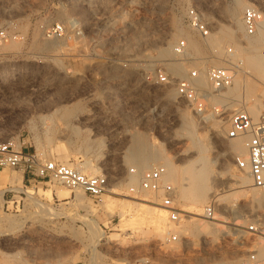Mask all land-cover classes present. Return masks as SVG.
<instances>
[{
	"label": "rangeland",
	"instance_id": "374dc122",
	"mask_svg": "<svg viewBox=\"0 0 264 264\" xmlns=\"http://www.w3.org/2000/svg\"><path fill=\"white\" fill-rule=\"evenodd\" d=\"M242 1L243 8L255 6L264 17V0ZM189 8L203 14L212 32L220 28L230 33L219 58L212 60L216 47L185 25ZM238 8L236 0H0V29L7 33L0 41V142L16 144L35 155L38 163L54 158L78 168L89 161L97 172H83L110 178L109 191L94 200L82 190L37 178L27 166H0V190L5 191L0 196V264L241 263L256 244L248 225L261 216L264 205L249 201L256 186L241 182L243 170L236 166L238 154L232 147L239 138H226L227 124L221 126L222 132L216 130L220 126L212 129L213 116L201 120L178 101L174 86L148 85L140 75L149 67L171 71L176 61L172 44L180 37H187L190 47L185 72L197 64H225L227 47L234 46L231 58L239 66L234 85L221 100L230 98L235 107L254 101L259 106L264 61L254 68L251 58L264 60V33L256 43L259 31L253 36L230 32L231 16L243 23L244 9ZM56 24L64 26V36L48 35ZM147 63L152 65L146 67ZM205 87H210L208 81ZM66 105L75 112L70 110L67 116ZM96 105L113 111L94 113ZM185 107L197 119L193 140L186 133L190 128L183 117ZM77 132L81 141L67 146V138ZM140 138L161 157L141 169L131 160L137 155L134 142ZM114 141L118 142L110 143ZM195 142L207 148L180 154L193 149ZM203 155L210 162L212 182L208 196L197 202L183 197L189 189L184 167ZM169 159L171 168L165 164ZM159 164L167 167L184 213L179 222H172L166 211L165 229L134 202L146 198L161 204L160 198L130 190L140 184L139 173H129L131 168L141 172ZM15 174H22L21 181L9 179ZM5 177L7 190L2 184ZM31 188L40 201L29 196ZM108 197L111 208L104 204ZM209 205L225 232H209ZM186 226L191 227L185 230Z\"/></svg>",
	"mask_w": 264,
	"mask_h": 264
},
{
	"label": "built area",
	"instance_id": "2783aa9c",
	"mask_svg": "<svg viewBox=\"0 0 264 264\" xmlns=\"http://www.w3.org/2000/svg\"><path fill=\"white\" fill-rule=\"evenodd\" d=\"M263 14L252 5L244 8L242 20L247 36L257 33L262 22ZM185 25L197 33L201 38L207 39L211 32L209 22L204 19L203 14L196 8H189L186 12ZM65 28L62 24L48 31L50 37H62ZM7 38L5 30L0 29V41ZM174 60L186 62L191 59L189 56V41L187 37H180L172 44ZM227 58L225 64L219 65H193L184 74L176 75L168 68H150L151 63L145 64L149 67L141 72L142 80L145 84L155 83L164 86H174L176 98L184 102L202 120L205 116H213L221 119L228 125L225 136L228 139L246 137L248 156H236L235 162L239 169H247L253 178L256 187L264 191V97L260 100V111L254 116L247 108L246 104L233 106L230 100L222 101L225 94L234 85L239 64L233 62L231 56L235 54L234 46L227 47ZM174 61V62H176ZM172 63V62H171ZM202 73L205 74L210 87H202L198 80ZM94 113H105L113 109L94 106ZM118 141L110 142L116 143ZM27 166L31 173L37 178L46 180H56L72 190H82L94 200L102 199V196L109 191L110 178L107 174L92 175L81 171L54 158L38 163L35 155L25 153L12 142H0V166L18 168ZM131 174L139 173V187L132 186L131 191L140 194L142 192H152L160 198L161 206L168 210L169 218L172 222H179L183 214L178 206L177 188L169 180L167 167L159 164L139 172L136 168H131ZM155 195V196H156ZM207 216L214 217L213 205L206 208ZM248 231L252 234L256 244L242 259L240 264H264V218L254 219L248 225ZM175 237V236H174Z\"/></svg>",
	"mask_w": 264,
	"mask_h": 264
},
{
	"label": "bare ground",
	"instance_id": "6f19581e",
	"mask_svg": "<svg viewBox=\"0 0 264 264\" xmlns=\"http://www.w3.org/2000/svg\"><path fill=\"white\" fill-rule=\"evenodd\" d=\"M236 3L240 7V9H241V7L243 8L244 3H243L242 0H236ZM235 7H237V6H235ZM233 11L234 10H232V12ZM204 19H205V17H204ZM230 21H231V25H230L231 26V29L229 30L230 32L234 33L235 35L238 34V33H240V32H242V33L245 32L244 24L241 22L240 19L235 18V16H231V20ZM258 31H259V33L261 35L258 34L259 36L257 35V38H255V42L256 43H259L260 42V40L262 38L260 36H262V34L264 33V17L262 19V22H261L259 28H258ZM229 35H230L229 32L222 31L220 28H219V30H217L215 32H211V34L207 38V40H208L209 44L211 43V44H213L216 47L215 48V52L216 53L214 55H212V58L213 59L210 56V58L212 60H215L217 57L219 58L220 46H221V44L223 42V39L225 38V36H229ZM165 52H167V51H165ZM263 61H264L263 59L261 60V59H259V57L257 55H255V56H253L251 58V65L254 68H260L261 65H262L261 63ZM184 63L185 62H181V61L180 62L173 63V66L170 68L171 71H172V73H176V74L180 73L181 74V71H184L185 70ZM186 69H187V67H186ZM203 75L204 74H202L201 78L198 80V83L202 87H205L206 84H207V81H206L207 79H205V77ZM168 94L170 95V94H172V92H168ZM225 96H227V95H225ZM222 99L224 100V98H222ZM225 99H226V97H225ZM236 100H237V98L234 97V98L231 99V102L232 103H235ZM73 104L74 105H77L75 103H73ZM71 105H72V103H71ZM71 107H69V105H66L64 107V109L63 108L62 109H63V111L65 110V113H67L68 111L72 110ZM247 108L250 110V112L254 116H257L258 115V113H259V106H258V103L257 102L254 101L251 104L249 103V105L247 106ZM74 110H72V111H74ZM183 111H185V114L183 115V117L186 120L185 123L190 128L189 131H187L186 133H187L188 137L193 140L194 130H195L194 127L196 125L197 119L191 113H188L189 110L187 108H186V110L183 109ZM70 113H71V111H70ZM67 116H68V113H67ZM63 117L66 118V116H63ZM206 117H208V116H205L204 118H206ZM219 122L221 123L222 120L220 119V121H219V119H215V118L212 117L211 120H210V126H211V128L212 129H216L219 126L221 128V126H223L224 123L220 124ZM220 128H218L216 130L218 132H222V128L221 129ZM81 138H82V136L80 135L79 132H77V134H76V136L74 138H70V137L67 138L65 144L67 146L77 145L78 142L81 141ZM181 138H184V137H181ZM90 139H91V137L86 138L84 140V145L86 147H89L88 143H89ZM176 139L179 140V138H177V137H176ZM231 140H233V139H231ZM246 141H247V138L246 137H239V141H237L235 143L234 142L232 143L233 150L236 151L238 155H240V156H242L244 158H246L248 156V147L246 145ZM134 145L138 146L137 147V150H136L137 155H135V156L133 155V157L131 158V160L137 162L138 163L137 164L138 165V168H140V169L141 168H145V167H149V162L150 161H157L158 159L161 158L157 154L158 151L156 152V150H154L153 148L149 147V143L146 140H144V139H141V138L140 139H136L135 142H134ZM206 148L207 147L202 142H200V143L199 142H195V145H194L193 149L191 147L185 148V149L182 150V152L180 154L189 155V154H191L193 152L194 149H197V151L198 150L199 151H202V150H205ZM136 152H135V154H136ZM165 164L169 168L173 167V163L171 162L170 159H169V161H166ZM84 165H85L84 167H78V169H80L81 171H87V170L89 171L90 170L91 173H96L97 172L94 169V166H92L93 164L89 163V161H87ZM184 169H185V172H186L185 179L187 180L186 183L188 184L189 189H187V191H186V193H185V195L183 197L185 198L187 196H191V199H194V201H197V202H201L202 201L203 202L205 200V198L208 196V193L210 192V185H211V182H212L211 179H210L211 178V174H210L211 173V170H210L211 169V165H210V162H209L208 158L206 157V155L205 156L203 155V156L197 158L194 161H190V163H188L184 167ZM241 171H242L241 182L243 184L250 183L251 185L255 186L254 183H253V178H252L251 174L249 173V171L247 169H241ZM167 176H168V173H167ZM133 182H134V180H133ZM226 186H229V185H226ZM3 191L4 190H0V196L3 194ZM27 193L32 198H35V200L40 201V197L37 196V195H39V193L37 191H35L34 189H32V188L31 189H28L27 190ZM45 193H46V196L47 197L48 196H51V191L45 190ZM46 196H44V197H46ZM78 197H80V195H78ZM263 197H264L263 196V193H261L260 191H258L256 189V187H252L251 193L248 194L249 201H251L255 206H258V207H261L262 205H264V199H263ZM130 200L132 201L133 199H129V201ZM134 202L136 204L140 205V207L142 206L141 208H145L147 211L151 212L150 214H152L151 215L152 216V219H154L156 222H158L164 229L166 228V226L168 225L167 224L168 221H167V212L166 211H168V210L165 209V208H163L161 206V204L154 203L153 201H150L149 199H146V198L136 199V200H134ZM150 202H153V203H150ZM104 204H105V206L107 208H111V204H112L111 199H109V197H108ZM145 209H143V210H145ZM252 209H253V207H252ZM195 214H198L199 215L201 213H195ZM260 215L261 216H258L257 219L259 217L264 218V211ZM214 220H215V217H212V220H209L208 221L211 224V230L209 232H211V233H215V232H219V231L220 232H225L223 229H221V228L218 227V225H217L218 222H216ZM190 227L191 226H186V227H184V229L185 230L186 229H190ZM195 229L202 230V227L199 224L196 223L195 224Z\"/></svg>",
	"mask_w": 264,
	"mask_h": 264
},
{
	"label": "crops",
	"instance_id": "0c3cea01",
	"mask_svg": "<svg viewBox=\"0 0 264 264\" xmlns=\"http://www.w3.org/2000/svg\"><path fill=\"white\" fill-rule=\"evenodd\" d=\"M9 179L12 180V181H15V182H17V181L19 182L22 179V174H15V175H13L11 177L9 176ZM6 181H8V177L3 178V180H2L3 188H5V190L8 189V188H6L7 187V185L5 184Z\"/></svg>",
	"mask_w": 264,
	"mask_h": 264
}]
</instances>
